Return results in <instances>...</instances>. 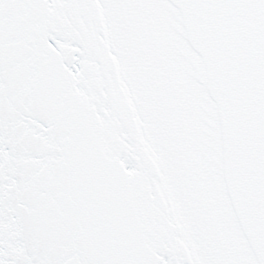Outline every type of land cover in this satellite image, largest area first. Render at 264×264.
<instances>
[{
	"label": "snow or ice",
	"instance_id": "snow-or-ice-1",
	"mask_svg": "<svg viewBox=\"0 0 264 264\" xmlns=\"http://www.w3.org/2000/svg\"><path fill=\"white\" fill-rule=\"evenodd\" d=\"M0 264H264V0H0Z\"/></svg>",
	"mask_w": 264,
	"mask_h": 264
}]
</instances>
